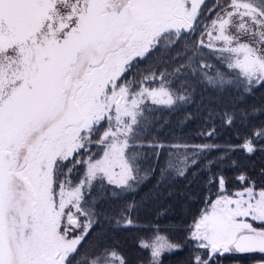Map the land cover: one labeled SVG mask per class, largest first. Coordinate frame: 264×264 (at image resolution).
Returning <instances> with one entry per match:
<instances>
[{"label":"snow or ice","instance_id":"obj_1","mask_svg":"<svg viewBox=\"0 0 264 264\" xmlns=\"http://www.w3.org/2000/svg\"><path fill=\"white\" fill-rule=\"evenodd\" d=\"M256 251L264 0H0V264Z\"/></svg>","mask_w":264,"mask_h":264},{"label":"trees","instance_id":"obj_2","mask_svg":"<svg viewBox=\"0 0 264 264\" xmlns=\"http://www.w3.org/2000/svg\"><path fill=\"white\" fill-rule=\"evenodd\" d=\"M218 2V0H209V3ZM199 206L192 205V208L195 209ZM242 259L243 264H254L255 262L264 259V254L259 253L258 251L241 257H234L231 255H225L222 258L217 260V264H233V260Z\"/></svg>","mask_w":264,"mask_h":264},{"label":"crops","instance_id":"obj_3","mask_svg":"<svg viewBox=\"0 0 264 264\" xmlns=\"http://www.w3.org/2000/svg\"><path fill=\"white\" fill-rule=\"evenodd\" d=\"M254 264H256V262Z\"/></svg>","mask_w":264,"mask_h":264}]
</instances>
